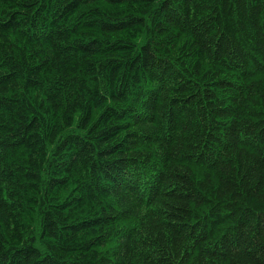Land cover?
I'll return each mask as SVG.
<instances>
[{
  "label": "trees",
  "instance_id": "1",
  "mask_svg": "<svg viewBox=\"0 0 264 264\" xmlns=\"http://www.w3.org/2000/svg\"><path fill=\"white\" fill-rule=\"evenodd\" d=\"M0 264H264V0H0Z\"/></svg>",
  "mask_w": 264,
  "mask_h": 264
}]
</instances>
